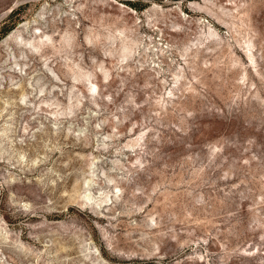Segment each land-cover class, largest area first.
<instances>
[{
	"label": "rangeland",
	"instance_id": "1",
	"mask_svg": "<svg viewBox=\"0 0 264 264\" xmlns=\"http://www.w3.org/2000/svg\"><path fill=\"white\" fill-rule=\"evenodd\" d=\"M0 264H264V0H0Z\"/></svg>",
	"mask_w": 264,
	"mask_h": 264
},
{
	"label": "bare ground",
	"instance_id": "2",
	"mask_svg": "<svg viewBox=\"0 0 264 264\" xmlns=\"http://www.w3.org/2000/svg\"><path fill=\"white\" fill-rule=\"evenodd\" d=\"M44 44L45 43L42 41V37L40 36L38 38V41H37L36 45L37 46H40V45H44ZM129 51H130V46L129 45H126V44H123L122 45V54H121V56L124 58L128 54ZM92 86H95V85L92 84ZM84 198H85V200L87 202H89L92 199L91 197H89V195H85Z\"/></svg>",
	"mask_w": 264,
	"mask_h": 264
}]
</instances>
